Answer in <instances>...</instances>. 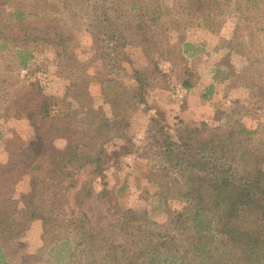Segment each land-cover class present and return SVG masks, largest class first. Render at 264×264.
Segmentation results:
<instances>
[{
	"label": "rangeland",
	"instance_id": "obj_1",
	"mask_svg": "<svg viewBox=\"0 0 264 264\" xmlns=\"http://www.w3.org/2000/svg\"><path fill=\"white\" fill-rule=\"evenodd\" d=\"M197 176L264 214V0H0V264H243Z\"/></svg>",
	"mask_w": 264,
	"mask_h": 264
},
{
	"label": "trees",
	"instance_id": "obj_2",
	"mask_svg": "<svg viewBox=\"0 0 264 264\" xmlns=\"http://www.w3.org/2000/svg\"><path fill=\"white\" fill-rule=\"evenodd\" d=\"M26 19H20L17 21V24H20L22 27L23 22ZM45 34V33H44ZM43 34V35H44ZM29 38V36L27 37ZM33 40V39H32ZM38 141V139H37ZM34 144L33 142L31 145ZM44 148L46 146H43ZM72 145L70 142L66 144V146L60 151L59 159L54 160L55 168L65 167L67 164L76 163L80 160H83L87 163H95L97 160H100L99 155L89 156V155H78L77 151L71 149ZM45 155L43 152L36 151L35 156H43ZM50 157V155H48ZM85 158V160L83 159ZM197 178H200L197 176ZM200 184L198 186H192L187 191V195L194 197V208L191 209L192 213L188 217L190 222L192 221L193 225H202L199 229L203 231H210L212 226L210 225L211 219L203 220L200 216H204L205 210L212 211V216L215 218L216 226L213 227L220 235L227 238L232 244L241 247V258L239 261L243 262V264H254L258 261H264V214L255 213L251 215V210H260L262 206L257 201L258 199H253L250 195V192L243 188L241 184L233 183L230 181L220 182L219 184L216 181L212 183H208L205 180L200 178ZM36 184L32 183V189L29 192L28 202L30 205H34L30 211L28 219L31 220L33 218H40L43 220L44 226L49 230L50 227L54 229L55 224L52 223L51 216L45 214L40 211L39 205L37 206L35 203L37 200L33 198L36 196L35 191ZM206 195H205V194ZM211 197L210 201L212 206L209 207L208 200L202 196ZM263 199L262 197H260ZM259 198V199H260ZM226 202L223 204V202ZM264 208V206H263ZM51 209H46V212H50ZM252 217V218H249ZM56 221V219L53 218ZM59 222L60 219H57ZM245 221H247V225H244ZM246 226V227H245ZM59 227V226H58ZM80 230L79 228H77ZM46 230V228H45ZM44 230V231H45ZM80 238H84L87 241H91V244L95 241L96 235H93L89 229H82ZM99 240V239H98ZM100 241L105 242V239H100ZM131 239L125 238V243L129 244ZM115 245L110 244L108 248H110L111 252H114ZM202 251L206 249L204 244L202 245ZM126 252V248H122L120 251V259L123 258V253ZM114 254L117 258V253ZM126 254V253H125ZM187 257V255H184ZM176 259V257H174ZM219 264L218 261L209 259L205 261L198 260L193 264ZM234 263V261H233ZM183 264V263H182ZM189 264V263H186Z\"/></svg>",
	"mask_w": 264,
	"mask_h": 264
}]
</instances>
